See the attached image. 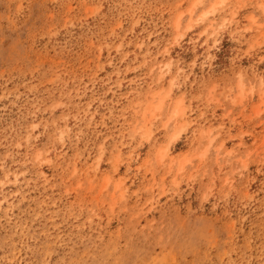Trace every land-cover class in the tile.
I'll return each instance as SVG.
<instances>
[{
    "label": "rangeland",
    "instance_id": "1",
    "mask_svg": "<svg viewBox=\"0 0 264 264\" xmlns=\"http://www.w3.org/2000/svg\"><path fill=\"white\" fill-rule=\"evenodd\" d=\"M0 264H264V0H0Z\"/></svg>",
    "mask_w": 264,
    "mask_h": 264
}]
</instances>
